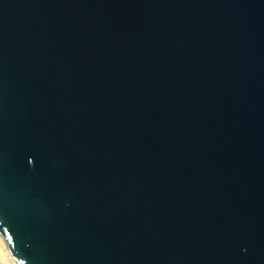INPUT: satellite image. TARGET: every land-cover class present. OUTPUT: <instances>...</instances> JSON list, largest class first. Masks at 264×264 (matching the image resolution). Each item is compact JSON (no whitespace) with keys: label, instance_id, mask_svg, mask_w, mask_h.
<instances>
[{"label":"water","instance_id":"1","mask_svg":"<svg viewBox=\"0 0 264 264\" xmlns=\"http://www.w3.org/2000/svg\"><path fill=\"white\" fill-rule=\"evenodd\" d=\"M0 238L264 264V0H0Z\"/></svg>","mask_w":264,"mask_h":264},{"label":"bare ground","instance_id":"2","mask_svg":"<svg viewBox=\"0 0 264 264\" xmlns=\"http://www.w3.org/2000/svg\"><path fill=\"white\" fill-rule=\"evenodd\" d=\"M0 264H16L1 238H0Z\"/></svg>","mask_w":264,"mask_h":264},{"label":"snow or ice","instance_id":"3","mask_svg":"<svg viewBox=\"0 0 264 264\" xmlns=\"http://www.w3.org/2000/svg\"><path fill=\"white\" fill-rule=\"evenodd\" d=\"M4 234L7 235V229L4 230ZM8 243H12L11 237H8ZM21 264H23V261H21Z\"/></svg>","mask_w":264,"mask_h":264}]
</instances>
